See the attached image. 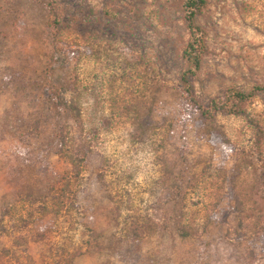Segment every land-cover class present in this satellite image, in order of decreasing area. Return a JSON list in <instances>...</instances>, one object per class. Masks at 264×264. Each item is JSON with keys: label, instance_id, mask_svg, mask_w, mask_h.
Wrapping results in <instances>:
<instances>
[{"label": "rangeland", "instance_id": "rangeland-1", "mask_svg": "<svg viewBox=\"0 0 264 264\" xmlns=\"http://www.w3.org/2000/svg\"><path fill=\"white\" fill-rule=\"evenodd\" d=\"M50 1L0 0V264H264V91L242 115L216 113L228 144H212L183 111V0ZM195 20L209 49L192 79L200 102L264 85V0H206ZM51 44L80 109L78 124L62 117L67 144L89 148L74 202L59 205L49 188L72 166L37 114ZM24 147L30 164L12 159ZM131 211L154 230L121 243Z\"/></svg>", "mask_w": 264, "mask_h": 264}, {"label": "trees", "instance_id": "trees-1", "mask_svg": "<svg viewBox=\"0 0 264 264\" xmlns=\"http://www.w3.org/2000/svg\"><path fill=\"white\" fill-rule=\"evenodd\" d=\"M50 2L53 3L55 0H51ZM205 4L206 0H183L182 4L183 19L188 34L186 45L181 54V57L185 62V68L179 77L183 99L182 106L184 113H188L189 116H192V114L195 115L201 122L202 127L209 126L207 133L212 139H214L212 144L219 143L227 146L228 141L224 137L222 128L213 123L216 113L233 115L244 114V104L251 101L259 92L264 91V85L256 84L247 91L229 87L221 96L211 98L207 103L200 102L196 97L192 79L197 75L201 66L202 58L209 52V49L205 41V32L203 28L196 23L195 17L200 13ZM52 34L53 35L51 36L54 37L55 34ZM45 55L47 57V63L44 70V76L41 78L40 83L36 84V89H38L41 94L40 100H42V105L40 106L39 111H37V114H39L40 117L38 122L42 119V116L50 122L54 139L52 146L56 148V152L64 153L72 166L71 176L66 179L67 182L62 183L58 188H54L53 186L49 188V190H56L54 200H56V204L59 205L65 203L66 200L74 202L76 192L70 187L74 182L73 179L80 177V169L87 158L89 148L85 146L83 142L68 145L65 127H63V124L61 123L63 115H67L77 124L80 121V109L75 99L73 97L66 98L64 96L65 92L68 90L67 85H65L63 80H58L55 74V72L60 69L61 64L65 62V57L68 55L59 53L54 44H51L50 50L45 51ZM45 119L44 121L47 122ZM7 122H9V119ZM254 126L253 147L258 154H261L264 142V126L260 124H255ZM27 149V147H24L16 150L12 155V159L17 162L30 164L32 160ZM10 172L17 173L13 168ZM235 193V190H233L231 197H233V200L236 203L237 210H243V201L239 198L236 199L237 195H235ZM178 194L179 193H177V195ZM178 196L180 197V195ZM42 197L43 196L40 198ZM260 200L262 201L261 208L263 211L264 200ZM41 202H43V199H41ZM222 211L223 210H221V214ZM110 212L113 216L114 222L118 223L120 216L119 206L113 205ZM263 216L264 213L259 215V217ZM238 224L243 225L240 221ZM184 227L185 226L181 225L180 229L181 232L186 235L187 233L185 232H187V230ZM153 228L154 226L150 224L147 217L131 211V213L125 217L124 223H122V226L119 229L121 243L140 240L146 232L154 230Z\"/></svg>", "mask_w": 264, "mask_h": 264}]
</instances>
